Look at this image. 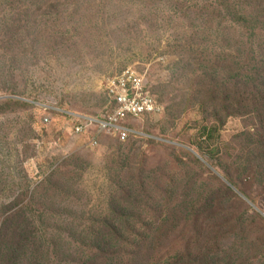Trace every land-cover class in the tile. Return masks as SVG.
<instances>
[{
  "label": "rangeland",
  "instance_id": "1",
  "mask_svg": "<svg viewBox=\"0 0 264 264\" xmlns=\"http://www.w3.org/2000/svg\"><path fill=\"white\" fill-rule=\"evenodd\" d=\"M261 5L0 0L2 233L35 225L40 264H264ZM128 68L165 113L73 134Z\"/></svg>",
  "mask_w": 264,
  "mask_h": 264
},
{
  "label": "built area",
  "instance_id": "2",
  "mask_svg": "<svg viewBox=\"0 0 264 264\" xmlns=\"http://www.w3.org/2000/svg\"><path fill=\"white\" fill-rule=\"evenodd\" d=\"M107 96L106 108L98 114L60 111L73 134L75 135H117L126 142L137 132L132 128L135 121L160 117L165 107L160 98L153 93L147 78L139 71L128 68L108 79L105 86ZM50 114L43 116L41 123L49 126L52 123ZM69 121V122H68ZM98 140L94 141L97 145Z\"/></svg>",
  "mask_w": 264,
  "mask_h": 264
},
{
  "label": "trees",
  "instance_id": "3",
  "mask_svg": "<svg viewBox=\"0 0 264 264\" xmlns=\"http://www.w3.org/2000/svg\"><path fill=\"white\" fill-rule=\"evenodd\" d=\"M258 8L264 17L262 5ZM5 224L11 228V219L6 218L0 223V264H40L35 261V254L38 250H46L36 226L30 223L26 227L18 228L16 233L9 230L2 233L1 227Z\"/></svg>",
  "mask_w": 264,
  "mask_h": 264
},
{
  "label": "water",
  "instance_id": "4",
  "mask_svg": "<svg viewBox=\"0 0 264 264\" xmlns=\"http://www.w3.org/2000/svg\"><path fill=\"white\" fill-rule=\"evenodd\" d=\"M227 184H229V183H227Z\"/></svg>",
  "mask_w": 264,
  "mask_h": 264
}]
</instances>
